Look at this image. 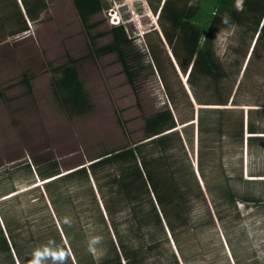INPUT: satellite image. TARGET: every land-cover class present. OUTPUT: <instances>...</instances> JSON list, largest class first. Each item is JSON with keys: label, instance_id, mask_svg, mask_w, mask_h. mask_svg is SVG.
I'll return each instance as SVG.
<instances>
[{"label": "rangeland", "instance_id": "obj_1", "mask_svg": "<svg viewBox=\"0 0 264 264\" xmlns=\"http://www.w3.org/2000/svg\"><path fill=\"white\" fill-rule=\"evenodd\" d=\"M47 1V11L35 22L25 20L28 30L24 33L5 38L3 30L15 25L9 21L0 27V244L5 239L13 262L33 264L36 256L38 264H77L60 234L57 219L47 217L49 205L44 194L49 187L57 199L66 194L64 209L77 212L71 218L63 208L60 212L65 221L68 219L76 257L83 264L98 261L104 252L103 236L88 234L86 238L84 233L103 225L93 224L92 229L82 232L84 217L91 215L80 212L84 205L79 202L93 205L96 201L100 205L99 191L108 189L114 171L100 166L95 174L97 181L82 172L78 181L57 179L86 167L104 151L139 145L141 154H156V145L145 136L143 117L164 109L163 105L174 119L170 130L178 134L168 153L187 158L182 163L191 165L207 197L211 217L209 222L199 197H193L195 208L188 213L193 229L179 234L182 259L179 257L177 264H264V207L259 203L238 204L242 212L239 219L220 223L215 210L225 209L227 214L228 207L205 190L213 187L210 190L214 195L217 189L229 188L264 202V146L247 144L249 127L264 134V37L257 34L259 26L253 33L233 24L218 28L210 44L226 76L218 82L201 77L190 84L187 71L179 69L163 38L157 18L162 0H103L106 9L88 16L85 23L96 24L87 30L72 0ZM229 1L241 7L240 0ZM150 4L158 5L155 12ZM117 23L124 24L133 37L135 52L141 56L132 84L115 52L95 51L109 40V35L97 34ZM67 64L76 68L83 84L88 107L82 113L64 111L51 85L53 68ZM22 74L29 79L28 90L21 82ZM51 160L57 163L61 175L51 182L58 183L45 188L39 184L38 190L31 187L48 180L37 182L35 170ZM178 171L183 179L189 175L188 167ZM51 223L57 227L66 257L49 233ZM94 237L101 238L99 243L93 244ZM1 250L0 264H10ZM167 257L164 253L158 264H171Z\"/></svg>", "mask_w": 264, "mask_h": 264}, {"label": "trees", "instance_id": "obj_2", "mask_svg": "<svg viewBox=\"0 0 264 264\" xmlns=\"http://www.w3.org/2000/svg\"><path fill=\"white\" fill-rule=\"evenodd\" d=\"M19 3L21 9L16 0H0V27L4 22L9 21L15 25H10L7 30L1 28L5 38L27 31L25 20L35 22L48 9L47 0H19ZM72 3L83 27L86 28L85 30L96 24H86L88 16L106 9L103 0H72ZM150 6L153 12L157 10L158 5L150 4ZM157 18L170 52L179 69L183 72L187 71L186 78L188 77L187 80L190 84L201 77L218 82L226 76L225 70L214 58L210 44L211 36L218 28L233 24L244 26L246 30L253 33L259 26L257 34L264 37V0H242L240 8H236L229 0H162ZM97 35H109V40L97 47L95 51L115 52L122 64L127 81L132 84L138 73L136 64L141 56L135 52L133 37H130L124 24L112 25ZM89 38L91 40L93 36L90 35ZM153 63L160 73V66L155 57H153ZM53 72L55 77H53L51 85H53L55 98L61 108L66 112L73 110L76 113H82L86 111L88 103L83 84L77 77L76 68L67 64L62 67H54ZM21 82L28 90L29 79L25 74L21 75ZM168 96L170 97V94ZM162 107L164 109L160 108L143 117L145 136L151 137L148 140L156 145V154L150 156L141 154L139 145L124 146L116 151H104L99 154L97 160L89 162L86 167L80 166L62 176L59 175L61 177L57 179L58 182L67 178L78 181L77 177L82 172L85 175L86 173L91 175L97 181L95 174L100 166H108L114 171L113 176L109 179L112 183L108 182L111 185L108 189L99 191L100 205L96 201L92 202L93 205L88 201L81 200L79 202L84 205L80 212L85 211L87 216L91 215V218L88 219L93 220L89 222L87 217L83 216L84 222L78 221L84 228L81 229L82 232L92 229L91 225L93 224L103 225L100 226V229L84 233L86 238H88V234L103 236L101 244L104 252H101L95 264H151L155 262L158 264L159 258L164 253L168 256V262L177 264L181 258L178 253L179 234L182 231L189 232L193 229L188 214L195 208L193 197H199L198 203L205 208L209 222L211 221L207 210V197L200 189V185L197 184L198 180L192 174L191 165L188 162L182 163L183 159L185 158L187 161V158L185 156L178 158V155L171 156L173 154L168 153L174 142V136L178 138V134L170 130L174 127V119L167 107L163 105ZM258 130L254 126L248 128V145L257 143V145L264 146L263 132ZM26 167L28 166L26 165ZM182 167L189 168V175L185 179H183L182 172L178 171ZM35 171L41 179L59 174L57 163L54 160L38 166ZM200 175L204 177L202 171H200ZM51 180L45 181L43 187L58 183L57 181L51 182ZM34 188L38 190V187ZM211 188H205L207 195L218 199L219 204L228 207L227 214L225 209L215 210V217L220 223L239 219L242 212L237 204L247 205L250 203L254 205L259 203L264 206L262 200L255 199L250 195H238L229 188L217 189L218 191L213 195ZM72 189L77 188L72 186ZM51 190L53 189L49 187L47 193L44 194L49 205L47 217L57 219V227L61 230L60 234L68 243L66 244L74 254L77 264H83L76 257L75 249L71 243L74 238L72 235L70 236L71 230L67 228L68 219L65 221L60 216L62 208L67 212L69 218L77 212L64 209L63 205L67 203H64L63 199H68L66 194L62 199H57ZM58 192L60 191L58 190ZM72 196L80 199L75 193ZM37 199L41 200L42 195L38 194ZM90 210L97 214L93 215ZM95 216L98 219H95ZM50 225H52V229H49V233L53 234V239L59 243L58 249L62 250L65 255V248L60 241L57 227L53 223ZM165 230L169 238H167ZM230 238L229 232H226L227 243L231 247ZM105 244H109V247ZM0 246L10 264H14L13 255L10 258L5 239L2 238ZM233 257L235 259L234 254ZM66 260L68 261L67 258ZM68 263L70 264L69 261ZM85 264L94 263L92 260H88Z\"/></svg>", "mask_w": 264, "mask_h": 264}, {"label": "clouds", "instance_id": "obj_3", "mask_svg": "<svg viewBox=\"0 0 264 264\" xmlns=\"http://www.w3.org/2000/svg\"><path fill=\"white\" fill-rule=\"evenodd\" d=\"M240 2L242 3V0H240ZM18 3H19V0H18ZM19 5H20V3H19ZM234 6H235V5H234ZM20 7H21V6H20ZM235 7H236V6H235ZM236 8H240V7H236ZM226 22H227V21L225 20V23H226ZM117 24H118V23H117ZM23 33H24V32H23ZM21 34H22V33H21ZM16 36H17V35H16ZM16 36H15V37H16ZM262 135H264V134H262ZM97 159H98V158L94 159L93 161H95V160H97ZM35 172H36V171H35ZM58 175H59V174H58ZM58 175H55V176H52V177H49V178H46V179L51 180L52 178H55V177L58 176ZM39 178H40V177H39ZM39 178L37 179V182H38V181H42L43 179H45V178H43V179L40 178V179H41V180H40ZM48 180H47V181H48ZM252 180H254V179H252ZM32 183H34V181H33ZM43 183H44V182H43ZM43 183H41V182L38 183V184L36 183L35 185H33V186H31V187H33V188H34V187H38L39 184H43ZM8 194H10V193H8ZM6 195H7V194H6ZM237 205H238V204H237ZM263 207H264V206H263ZM165 231H166V230H165ZM166 234H167V238H169V235H168L167 231H166ZM100 240H101L100 237H94V238H93V244H95V243H99ZM89 250H90V251H95V248H94V247H90ZM64 259H65V257H64ZM63 261H64V260H63ZM61 262H62V261H61ZM15 264H16V262H15ZM33 264H38V262L36 261V256L34 257Z\"/></svg>", "mask_w": 264, "mask_h": 264}]
</instances>
